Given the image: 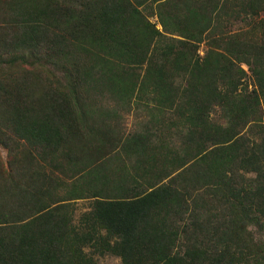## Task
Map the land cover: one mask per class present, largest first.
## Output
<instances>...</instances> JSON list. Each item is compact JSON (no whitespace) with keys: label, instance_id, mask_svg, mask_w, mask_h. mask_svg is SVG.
Returning a JSON list of instances; mask_svg holds the SVG:
<instances>
[{"label":"trees","instance_id":"trees-1","mask_svg":"<svg viewBox=\"0 0 264 264\" xmlns=\"http://www.w3.org/2000/svg\"><path fill=\"white\" fill-rule=\"evenodd\" d=\"M261 12L0 0V264H264ZM106 100L149 129L122 140ZM124 142L140 158L109 168Z\"/></svg>","mask_w":264,"mask_h":264},{"label":"rangeland","instance_id":"rangeland-1","mask_svg":"<svg viewBox=\"0 0 264 264\" xmlns=\"http://www.w3.org/2000/svg\"><path fill=\"white\" fill-rule=\"evenodd\" d=\"M262 18H264V12H261V14L256 16V19H262ZM240 23L241 22L237 21L235 23V25H231L230 27L232 29H235V28L241 26ZM205 47L206 46L204 43L200 47V52L202 54L204 53ZM244 66L248 70V67L246 65H244ZM248 73L250 74V72H248ZM106 105H110L112 107V109H118V116L121 118L120 119V121H121L120 127H121V132H122V137H121L122 140L128 139V138H126V136L129 133L132 134V133H135L139 130L146 131L149 129V128H147V125L150 124V113L145 112L144 110L137 111L138 108L134 109L133 106L130 108L131 110L130 109L127 110L125 107H123L121 105L119 107L117 105V103L114 102L113 100H111V101L106 100ZM112 123H116V122L112 121ZM154 126H155V122H152L151 127L153 129H154ZM126 142L119 145V150H118L117 155L115 157L106 161V162H108L109 168L110 167L124 168L125 167L124 164H127L128 166H133L136 159L140 158L139 155L137 156V155H134V154L129 153V152L127 153L126 146L128 145V143H126ZM154 142L157 144H160V143H163V140L160 138H157L155 136L151 140L152 146H153ZM148 146H150V145H148ZM6 152L7 151L4 148H2V153H3L4 157H6ZM62 175L63 174H60V176H62ZM90 202L91 201L89 199H78L76 201V208H77V211L75 214L76 220H79L81 215L84 212H86L87 210H89ZM98 264H121V259L117 256L108 254L106 256L100 257Z\"/></svg>","mask_w":264,"mask_h":264},{"label":"crops","instance_id":"crops-1","mask_svg":"<svg viewBox=\"0 0 264 264\" xmlns=\"http://www.w3.org/2000/svg\"><path fill=\"white\" fill-rule=\"evenodd\" d=\"M150 11H151V8H150ZM151 21L152 22H157V26H158V28L159 29H161L162 30V24L160 23V21H159V18H158V15L155 13L154 15H152L151 16ZM135 104L134 103H132V106L134 107V109L136 108V106H134ZM132 106H128V108L130 109ZM131 110V109H130ZM139 110H144L145 112H147V110H145L144 108H138L137 109V111H139ZM143 113V112H142ZM111 121V120H110ZM112 121H114V119L112 118ZM112 121H111V123H112Z\"/></svg>","mask_w":264,"mask_h":264}]
</instances>
